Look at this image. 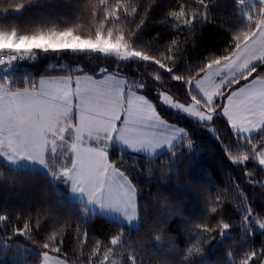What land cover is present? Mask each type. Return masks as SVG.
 Returning <instances> with one entry per match:
<instances>
[{"label":"snow or ice","instance_id":"1","mask_svg":"<svg viewBox=\"0 0 264 264\" xmlns=\"http://www.w3.org/2000/svg\"><path fill=\"white\" fill-rule=\"evenodd\" d=\"M176 3L10 0L0 6V169L46 176L56 199L64 198L57 189L62 184L77 201L74 210L69 203L63 222L57 221L42 242L36 238L39 217L17 227L9 215L0 214V248L26 251L15 242L22 237L42 249L39 264H77L63 250L64 237L72 232L75 250L87 257L79 264H144L138 249L125 243V229L135 225L139 230L141 214L138 184L121 167L123 154L151 159L163 153L176 165L180 149L194 151L187 127L171 122L161 109L213 134L245 183L264 188V0ZM157 8H164L167 17L159 23L179 33L166 46L144 40ZM216 9L225 16L217 27L225 28L229 39L222 52L204 54L193 66L185 55L190 41L182 37L192 34L194 42L197 32L218 19ZM25 11L39 13L40 20L17 24L16 17L8 16ZM160 38L157 32L153 40ZM41 56L61 61L51 66L55 75H25L19 82L11 75L23 62L34 63ZM68 57L78 62H64ZM85 59L96 66L80 62ZM218 120L229 141L220 137ZM112 150L120 153L119 160L111 158ZM166 172L178 176L174 168ZM228 183L230 188H217L214 196L208 190L207 211L221 212L231 202L240 220L229 223L221 215L211 224L196 223L178 264H194L193 258L204 253L203 244L216 239L214 233L220 238L217 245L226 239L236 245L228 249L226 264H264V241L254 244L257 232L264 235V216L235 178ZM96 216L117 221L107 243L90 237L83 226ZM234 228L239 229L238 241ZM154 239L161 242L163 233Z\"/></svg>","mask_w":264,"mask_h":264},{"label":"trees","instance_id":"2","mask_svg":"<svg viewBox=\"0 0 264 264\" xmlns=\"http://www.w3.org/2000/svg\"><path fill=\"white\" fill-rule=\"evenodd\" d=\"M8 2L10 0H4V4ZM165 3L170 7L178 6L176 0H165ZM216 12L218 19L197 32L194 42L191 41L192 34L182 37V39L190 41L185 55L191 57L193 66L204 59V54L211 51H215L217 54L222 52L229 39L228 31L223 27H217L221 21L225 20V16L220 12V9H216ZM163 13L164 8H157L146 25L147 32L144 40L152 41L153 46L156 44L166 46L170 39L179 35L175 30L159 23L167 18ZM8 16L16 17L13 22L17 24H29L31 21L40 20L39 13L35 11L9 13ZM157 32L161 34L158 41L153 40ZM160 50L163 51L164 48ZM50 62H53L54 65L61 63L54 56H41L28 71L18 73L17 76L21 79L25 75L32 76L34 73H37L36 76L55 75L56 70L54 67H50ZM64 62L74 64L78 61L68 57ZM80 62L91 67L96 66V63L91 60L85 59ZM17 81L19 82V80ZM178 98L186 99L184 96ZM161 111L171 122L187 127L191 134L194 151L189 153L185 149H180L178 151L180 162L176 165H170L168 163L169 156L165 154L159 155L156 159H149L145 155L123 154L121 167L128 169L132 179L138 184V202L141 214L139 230L125 229V243L138 249L136 254L140 256L144 264H178L184 249L188 246L191 230L198 222L205 221L211 224L221 215L229 223L239 221L240 215L231 202L225 203L221 212L210 214L207 211L208 190L211 189V194L214 196L217 188L221 190L226 187L230 188L228 182L234 178L241 184L256 212L264 216V188L253 187L245 183L246 178L242 171L227 160L222 146L213 134L202 130L195 123L176 118L167 110L161 109ZM215 127L220 137L229 141L228 130L223 121H216ZM180 153L183 155L180 156ZM111 158L119 160L120 153L113 150ZM133 162H136V166L139 168L134 169ZM155 165L158 167L154 171L156 173L164 171L166 178L142 181V173H149ZM169 168H174L178 172V176L166 172ZM0 171L4 172V178L0 179V214L9 215L17 227H22L24 221L29 218L34 224L39 217L41 233L36 238L41 242L44 239V234L58 226L57 221L63 222L65 215L70 211L69 203L72 205L71 210L75 209L77 203L72 202L64 194L58 192L64 198L60 200L55 198L53 188L46 176L35 174L31 170L9 173L6 167ZM259 175L260 173L257 171L256 176ZM232 195L234 193L230 192L229 200ZM49 208L51 211H48ZM72 223L73 225L76 223L75 216H73ZM116 223L117 221H108L96 216L83 226L86 227L90 237L107 243L111 234L116 231ZM8 231L10 232L11 228H8ZM158 232L163 233V239L159 243L154 239ZM213 235H216V239L203 244L204 253L202 256L193 258L194 264H226L228 249L234 248L236 245L232 239H226L222 244L217 245L220 238L216 233ZM232 236L237 241L239 240L238 228L232 230ZM262 241H264V235L257 232L254 238L255 246L258 247ZM15 242L22 244L26 251H18L15 246L9 249L0 248V264H21L22 261L25 264H39V253L42 249L30 244L22 237H15ZM63 250L67 254V259L76 261L77 264L81 259H87L86 256L81 257L79 251L75 250L72 232L65 235ZM126 256L127 253L124 254V260H126Z\"/></svg>","mask_w":264,"mask_h":264},{"label":"rangeland","instance_id":"3","mask_svg":"<svg viewBox=\"0 0 264 264\" xmlns=\"http://www.w3.org/2000/svg\"><path fill=\"white\" fill-rule=\"evenodd\" d=\"M2 5H4V0H0V6H2ZM51 66H54V64H53V62H50V67ZM36 74L37 73H34L32 76L33 77H37L36 76ZM16 80H20L19 79V76H17L16 75V78H15ZM181 126V125H180ZM113 151V150H112ZM116 152V151H115ZM126 154H129V155H137V154H130V153H126ZM139 155H143V154H139ZM157 157H153V159H156ZM134 163V162H133ZM164 165H167V164H164ZM158 166H154L153 168H152V170L149 172V173H147V172H141L142 173V181H146V180H153V179H155V178H160V179H165L166 178V174L164 173V171H162V172H160V173H156L154 170L157 168ZM136 168H139L138 166H136V162L134 163V169H136ZM140 172V171H139ZM57 189H58V192L59 193H62V194H64V195H68V196H70V194L68 193V191H67V189H66V186H64V185H62V184H58L57 185ZM139 227H140V225H139ZM129 228H132V229H137V226H135V225H133V226H130Z\"/></svg>","mask_w":264,"mask_h":264},{"label":"built area","instance_id":"4","mask_svg":"<svg viewBox=\"0 0 264 264\" xmlns=\"http://www.w3.org/2000/svg\"><path fill=\"white\" fill-rule=\"evenodd\" d=\"M36 63V61L34 63H29V62H23V64L17 66L15 69H13L11 75L16 78V75L18 73H23L25 71H28L30 67H32L34 64Z\"/></svg>","mask_w":264,"mask_h":264},{"label":"crops","instance_id":"5","mask_svg":"<svg viewBox=\"0 0 264 264\" xmlns=\"http://www.w3.org/2000/svg\"><path fill=\"white\" fill-rule=\"evenodd\" d=\"M40 76H42V75H40ZM40 76H37L36 78L38 79ZM161 154H163V153H161ZM151 159H153V158H151ZM65 196H67L72 202L77 203V201L71 195L70 196L65 195Z\"/></svg>","mask_w":264,"mask_h":264}]
</instances>
